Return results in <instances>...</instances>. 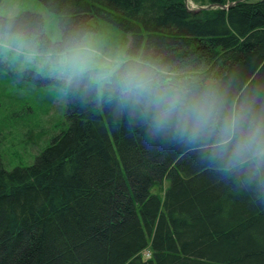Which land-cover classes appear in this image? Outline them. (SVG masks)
<instances>
[{"label": "trees", "instance_id": "1", "mask_svg": "<svg viewBox=\"0 0 264 264\" xmlns=\"http://www.w3.org/2000/svg\"><path fill=\"white\" fill-rule=\"evenodd\" d=\"M41 1L61 39L35 10L0 13V35L55 63L91 44L119 71L100 93L94 75L111 64L67 67L68 125L30 165L8 169L0 156V264H264V154L242 146L239 129L228 143L220 131L226 116L264 123V0ZM98 17L125 37L93 42ZM130 66L151 73L156 95L125 86ZM165 92L218 100V122L158 128Z\"/></svg>", "mask_w": 264, "mask_h": 264}, {"label": "rangeland", "instance_id": "2", "mask_svg": "<svg viewBox=\"0 0 264 264\" xmlns=\"http://www.w3.org/2000/svg\"><path fill=\"white\" fill-rule=\"evenodd\" d=\"M186 3L189 7H197L194 0H187ZM25 10L40 12L44 16L48 36L54 41L61 39L58 14L41 0L0 2L2 15L14 16ZM92 21L100 29L91 34L95 43H99L100 39L108 42L113 36L119 39L125 37L122 30L99 17ZM18 38L8 33L0 35V156L8 169L34 163L53 137L68 125L65 114L67 93L62 86V76L67 73V67L77 70L91 68L99 65L97 59L103 65L111 64L112 67L107 68L108 70L94 75L101 93L108 73L120 64L117 58H111L88 44L79 54L69 57V62L71 59L77 61L66 66L68 59L55 63L54 55L36 52ZM48 58L53 60H48L47 67L45 62ZM85 63L87 67L82 66ZM33 71L40 76L39 80L30 75ZM167 185L166 182L165 186ZM159 190L155 189L156 192Z\"/></svg>", "mask_w": 264, "mask_h": 264}, {"label": "clouds", "instance_id": "3", "mask_svg": "<svg viewBox=\"0 0 264 264\" xmlns=\"http://www.w3.org/2000/svg\"><path fill=\"white\" fill-rule=\"evenodd\" d=\"M119 69H113L108 73L111 76ZM126 87L133 89L134 94L149 97L156 95L158 89L154 86L153 77L149 71L139 67L130 66L120 73ZM157 109L155 120L158 128H165L173 120L182 131L191 130L193 133L204 131L208 126L215 125L219 120L220 102L211 97L200 100L189 101L182 94L169 95L165 92L163 96L154 101ZM244 117H224L221 125V134L230 142L237 129L240 130L241 145L244 147H259L264 154V123L255 119L249 120L245 126Z\"/></svg>", "mask_w": 264, "mask_h": 264}, {"label": "water", "instance_id": "4", "mask_svg": "<svg viewBox=\"0 0 264 264\" xmlns=\"http://www.w3.org/2000/svg\"><path fill=\"white\" fill-rule=\"evenodd\" d=\"M234 3H230L229 5H221V4H215V3H210L209 5L207 6H203V7H200V8H207V7H215V6H220L222 8H229L230 6H232Z\"/></svg>", "mask_w": 264, "mask_h": 264}, {"label": "bare ground", "instance_id": "5", "mask_svg": "<svg viewBox=\"0 0 264 264\" xmlns=\"http://www.w3.org/2000/svg\"><path fill=\"white\" fill-rule=\"evenodd\" d=\"M44 31H45V29H44ZM46 32V31H45Z\"/></svg>", "mask_w": 264, "mask_h": 264}]
</instances>
